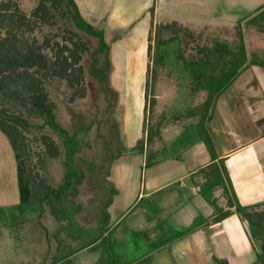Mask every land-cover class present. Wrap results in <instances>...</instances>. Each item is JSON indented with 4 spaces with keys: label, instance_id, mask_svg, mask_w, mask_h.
<instances>
[{
    "label": "rangeland",
    "instance_id": "1",
    "mask_svg": "<svg viewBox=\"0 0 264 264\" xmlns=\"http://www.w3.org/2000/svg\"><path fill=\"white\" fill-rule=\"evenodd\" d=\"M41 1L0 0V40L22 55L30 52L29 44L42 46L49 65L61 53L71 62L67 73L57 67L54 73H37V77L64 134L75 135L81 145L73 158L81 179L70 197L79 207L70 234L85 236L89 231L96 239L102 237L92 255L72 262L184 264L176 255L175 241L188 236H162L166 226H160L153 237L134 222L137 217L138 224L149 221L150 230L149 226L159 223L152 212L143 214L145 202L134 205L133 212L127 208L138 196L145 166L157 157L182 155L192 140L204 141L212 156L220 154L214 124L226 127L228 133L241 130L245 141L264 134V0H76L83 18L104 33L110 48L107 58L98 51L96 38L49 4L48 15L36 18L35 11H46ZM244 53L246 63L242 64ZM0 134L5 138L0 144V196H4L19 188L14 153L1 130ZM26 138L28 165L36 180L51 188L62 186L68 168L60 135L33 127ZM222 163L218 166L224 181L216 164L206 170L209 192L217 180L231 193L221 168L227 176L226 163ZM117 181L120 187L114 184ZM229 182L232 198L239 200ZM61 196L64 200V193ZM114 198L118 207L112 210ZM12 201L16 199L9 204L1 200L0 226L13 233L16 242L11 240L10 245L9 236H0V260L9 264L13 256L16 264H53L57 247L53 237L68 236V232L58 231L62 223L54 217L51 204L22 211ZM109 208L113 212L110 225ZM236 214L250 230L257 249L255 264L264 253V233ZM34 227V236H45L41 242L34 236L31 241L24 237ZM206 250L205 264H216L211 250ZM204 260L200 259L201 264Z\"/></svg>",
    "mask_w": 264,
    "mask_h": 264
},
{
    "label": "crops",
    "instance_id": "2",
    "mask_svg": "<svg viewBox=\"0 0 264 264\" xmlns=\"http://www.w3.org/2000/svg\"><path fill=\"white\" fill-rule=\"evenodd\" d=\"M75 2L82 15L80 3L78 4L76 0ZM235 119L236 122L239 121L236 117ZM214 125L216 126V124ZM214 125V134L219 136V145L222 147L221 153L214 157L204 141L197 140L194 142L192 140L182 155L169 158L157 157L154 163L145 166L140 191L135 197L134 204L127 208V212H133V207L137 203L145 202L146 207H143V214L148 215V212H152L154 217L158 219L155 222L159 223H153L149 226V228L153 227L150 230L147 228L149 221L138 224L141 221H138L139 218L137 217L134 219L137 229L139 226L145 227L154 237L161 231L160 226H166V230H162V236H167L168 233L173 234V236H188L175 241L176 255L184 260V264H201V258H205L203 261L205 264L207 248L211 250L212 259L226 260L228 264H252L255 262L257 249L251 243L250 230L246 223H242L235 208L228 206L229 196L225 188L221 187V182L219 184L216 180L217 184L214 182L211 192L208 191L207 187L209 188L208 183L210 182L207 179L206 170L215 164L222 165V161H224L230 178L227 176L236 187V194L239 196L237 201L243 206H256L264 203V134L250 137L245 141L240 137L241 130L237 129L236 131L234 127L233 132L229 131L228 133L225 130L226 127L221 129L218 126L215 128ZM3 139L5 140L0 134V144L4 141ZM146 157L148 161V156H145L144 160ZM205 172L206 176L204 175ZM114 184L120 187V181ZM7 193L8 195L0 196V205L2 206L1 200L2 202L8 201L5 203L9 204V200L16 199L12 203L19 208V189L16 193L9 191ZM210 198H214L224 211L230 210L232 214L219 223H212L211 220L216 216V210L210 203ZM122 201L124 202V195ZM115 202L114 198L110 205L112 210L118 207ZM110 208L108 210V214L110 213L109 225L113 220V212ZM124 216L118 218L116 224ZM209 221L211 223L206 227L204 224ZM32 225L36 226L37 224ZM201 225L204 227L198 229ZM36 231V227L29 228L24 236L26 240H33ZM188 232L192 233L185 235ZM3 235L9 236L10 245L12 244L11 240H13V244L16 242V236L10 232L6 233L1 225L0 236L3 238ZM44 237L34 236L37 242H41ZM53 238L57 243L53 258L70 255V260H72L87 253L92 255L93 251L99 247L98 242L79 251L82 236L65 235L54 236ZM2 242H5L6 245L8 243L3 239ZM3 248L6 250L4 245ZM154 249L157 250V248ZM9 258V264H16L13 256ZM0 264H3L1 260Z\"/></svg>",
    "mask_w": 264,
    "mask_h": 264
},
{
    "label": "trees",
    "instance_id": "3",
    "mask_svg": "<svg viewBox=\"0 0 264 264\" xmlns=\"http://www.w3.org/2000/svg\"><path fill=\"white\" fill-rule=\"evenodd\" d=\"M47 4L55 10H59L60 13L69 16L70 19L75 22L79 30L96 38L99 44L98 51L102 54L105 53L106 58L109 56L110 48L107 43H105L106 41L103 38L104 33L97 30L83 18L75 0H42V8H45L46 11L44 13L35 11L34 16L36 18H44V14L48 15L49 10L47 9ZM7 45L8 43L5 40H0V130L9 140L8 142L11 145L16 160L20 195L19 208L22 211H27L28 207L31 206L32 209L39 210V207L44 206V204H51L54 217L62 223L58 231H66L68 232V236H74L73 232L70 234V230L76 223V211L79 207L70 197L73 195L75 187L81 179V175L74 166L73 160L74 156L80 152L81 145L80 141L76 143L78 139L75 135L73 137H68L67 131L64 134L62 126L57 122L54 113V105L48 101V96L42 88V81L37 77V73L44 76L50 73V71L54 73L57 67L64 68V73H67L71 66V62L69 58L61 53V55L56 56V60H54L52 65H49L48 57L43 52L42 46H38L37 44H29L30 52L26 55L12 51L13 48H7ZM75 59L78 60V57ZM242 59V64H245V53ZM106 61L108 63V59H106ZM94 63L91 64L92 67ZM49 66L52 68L51 70ZM31 69H35L33 70L35 73L31 72ZM36 119L39 121V124L35 121ZM33 127H38L39 129L43 127L47 128L58 133L62 138L66 151V165L68 169L65 175V182L58 188H51L50 186H45L43 182L37 181L33 174V170L29 168L28 153L30 149L28 145L29 140L26 138V135ZM53 144V149L57 150L56 144L54 142ZM222 164L224 166V163ZM217 168L220 177L224 181V177L218 165ZM226 192L229 196L228 206L230 208H235V211L241 215L243 220L250 224L253 230L260 229L262 233H264V204L253 207H243L237 201L236 197L235 200L232 198L227 186ZM63 193L65 195L64 200L61 196ZM210 202L216 210V216L211 220L212 223H219L232 214L230 210L224 211L219 206L218 202L212 201V198H210ZM108 216L109 215H106L107 219ZM108 221L109 219L107 223ZM66 222L68 223L65 224ZM211 222H206L204 225L208 227ZM88 232H84L85 236H82V243L79 251L91 247L98 243L100 241L99 239H102L101 236L103 235H98L101 238L96 239L95 236H92ZM75 236H77V234ZM262 238L264 239V236ZM261 255H264V253ZM261 255L258 262L255 264H264V256ZM70 257V255H67V257L56 256L52 263L74 264L72 260H70ZM213 260L216 264H223V262L220 263L216 258H213Z\"/></svg>",
    "mask_w": 264,
    "mask_h": 264
},
{
    "label": "water",
    "instance_id": "4",
    "mask_svg": "<svg viewBox=\"0 0 264 264\" xmlns=\"http://www.w3.org/2000/svg\"><path fill=\"white\" fill-rule=\"evenodd\" d=\"M251 17H253V16H251ZM250 17V18H251ZM244 24H245V22L242 24V28H243V31H244ZM221 165V164H220ZM221 168H222V172L224 173V175H225V179L227 180V183H228V185H229V188H230V190H231V193H232V195L234 196V194H233V191H232V187H231V185H230V182H229V180H228V177L226 176V173H225V170H224V168L221 166ZM235 199V198H234Z\"/></svg>",
    "mask_w": 264,
    "mask_h": 264
},
{
    "label": "bare ground",
    "instance_id": "5",
    "mask_svg": "<svg viewBox=\"0 0 264 264\" xmlns=\"http://www.w3.org/2000/svg\"><path fill=\"white\" fill-rule=\"evenodd\" d=\"M139 82V81H138ZM130 91V90H129ZM140 91V90H139ZM133 118V117H132Z\"/></svg>",
    "mask_w": 264,
    "mask_h": 264
}]
</instances>
